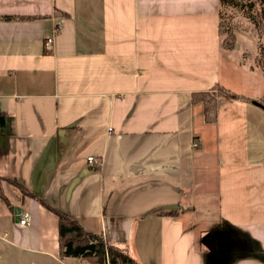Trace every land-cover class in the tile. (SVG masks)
Here are the masks:
<instances>
[{"label": "crops", "instance_id": "obj_1", "mask_svg": "<svg viewBox=\"0 0 264 264\" xmlns=\"http://www.w3.org/2000/svg\"><path fill=\"white\" fill-rule=\"evenodd\" d=\"M220 24V0H0V179L37 196L3 187L0 262L85 263L42 199L139 264H212L218 226L255 248L224 264H264V74ZM217 85L239 98L209 124Z\"/></svg>", "mask_w": 264, "mask_h": 264}, {"label": "trees", "instance_id": "obj_2", "mask_svg": "<svg viewBox=\"0 0 264 264\" xmlns=\"http://www.w3.org/2000/svg\"><path fill=\"white\" fill-rule=\"evenodd\" d=\"M227 10L242 13L254 26L258 37L264 39V0H220V33L223 38V48L226 51H234L237 44V37L231 23L226 19ZM5 19L9 20L10 17ZM231 19V18H230ZM226 36V38H225ZM225 46V47H224ZM264 74V43L258 45V54L255 59V66ZM217 91H226L233 98L238 95L231 94L222 86H215L213 92H202L194 95V102L203 106L205 121L209 124L217 120ZM264 105V101L262 102ZM24 196L37 197L29 193L22 186H17ZM0 187V196L2 195ZM42 204L53 211L59 220V252L61 259L73 258L90 262L91 264H139L127 254L110 246L98 235L87 232L76 220L56 210L50 204L40 199Z\"/></svg>", "mask_w": 264, "mask_h": 264}, {"label": "rangeland", "instance_id": "obj_3", "mask_svg": "<svg viewBox=\"0 0 264 264\" xmlns=\"http://www.w3.org/2000/svg\"><path fill=\"white\" fill-rule=\"evenodd\" d=\"M227 14H228V17H230L231 19L230 18H226V19L231 23L236 37L238 35L240 38V41L238 43L239 45L237 46L238 51L237 53L234 54L233 58L235 59V61L240 60L243 63H247L248 60L251 59V56H253V54L254 55L256 54V57H257L258 45L260 43H264V39L258 37V34L254 26L252 25L250 20L247 17H245L242 13H239L233 10H227ZM223 38H224V35H223ZM255 59H254V64H253L254 66H255ZM223 64H224V61H223ZM10 183H12L14 188L17 187V185L13 184V182L11 181L0 179V187H1L3 195H4L3 187L4 186L6 187V185L9 186ZM5 215H9V209H8V206H6L5 202L0 199V217H3ZM1 229L2 228H0V231H1L0 238L3 237L4 235L3 230ZM5 236L7 235H4V238L2 239H5L6 238ZM83 262L85 263H82V264H91L90 262H87V261H83ZM0 264H3V263L0 262Z\"/></svg>", "mask_w": 264, "mask_h": 264}, {"label": "water", "instance_id": "obj_4", "mask_svg": "<svg viewBox=\"0 0 264 264\" xmlns=\"http://www.w3.org/2000/svg\"><path fill=\"white\" fill-rule=\"evenodd\" d=\"M40 165V164H39ZM39 168V166H38ZM38 168L35 173L37 174ZM247 236L231 227H214L203 242L209 251L212 264H224L232 256L240 255L246 250L254 251V246L246 244Z\"/></svg>", "mask_w": 264, "mask_h": 264}, {"label": "built area", "instance_id": "obj_5", "mask_svg": "<svg viewBox=\"0 0 264 264\" xmlns=\"http://www.w3.org/2000/svg\"><path fill=\"white\" fill-rule=\"evenodd\" d=\"M59 32L58 29L54 30V35H56ZM54 44V36L47 38L45 41V50H51L52 46ZM197 144H195L196 147ZM88 163L91 165H99L101 164V161L97 160L94 156L88 157ZM32 219V214L28 211L23 212L19 217V224L22 226L29 225L30 221Z\"/></svg>", "mask_w": 264, "mask_h": 264}, {"label": "bare ground", "instance_id": "obj_6", "mask_svg": "<svg viewBox=\"0 0 264 264\" xmlns=\"http://www.w3.org/2000/svg\"><path fill=\"white\" fill-rule=\"evenodd\" d=\"M6 237V236H5Z\"/></svg>", "mask_w": 264, "mask_h": 264}]
</instances>
